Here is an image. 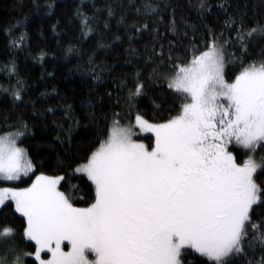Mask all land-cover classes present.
<instances>
[{"label": "snow or ice", "instance_id": "obj_1", "mask_svg": "<svg viewBox=\"0 0 264 264\" xmlns=\"http://www.w3.org/2000/svg\"><path fill=\"white\" fill-rule=\"evenodd\" d=\"M141 7L145 16H160L161 5L153 0ZM210 10L201 0L200 13ZM77 15L91 31L89 20L96 18L79 9ZM27 19L3 29L10 55L23 42ZM225 25L228 36L207 28L199 42L192 28L182 56L173 51L174 42L166 52L160 44L159 55L154 47L147 79L166 83L178 105L176 114L161 119L163 108L154 100L152 120L139 114L138 101L147 97L148 87L137 72L125 98L130 111L137 109L135 123L121 126L114 113L104 138L65 175L40 173L29 186H18L36 170L20 146L28 126L4 118L0 208L14 205V219L0 220V264H30L28 257L38 264H192L189 256L199 264H264V216L254 219L256 210L264 209V180L257 182L258 173L264 177V157L256 158L257 150L264 151V21L248 24L229 15ZM132 27L139 32L149 25ZM170 27L174 36L187 37L191 26L179 32L173 17ZM257 45L259 54L249 59ZM74 51L69 47L66 54ZM88 63L89 71L99 67L92 57ZM229 66L236 69L231 79L226 77ZM0 72L9 80L16 77V86L0 85V93L10 95L13 105L22 102L15 60L0 64ZM137 127L153 133L154 141L133 139ZM63 131L70 141L73 129ZM237 150L246 158L238 161ZM57 166L64 167V161ZM74 179L90 182L86 198L76 195L81 189ZM18 218H23L19 230Z\"/></svg>", "mask_w": 264, "mask_h": 264}, {"label": "trees", "instance_id": "obj_2", "mask_svg": "<svg viewBox=\"0 0 264 264\" xmlns=\"http://www.w3.org/2000/svg\"><path fill=\"white\" fill-rule=\"evenodd\" d=\"M50 2L53 4L51 10L47 7ZM133 2L136 7L131 6ZM200 2L153 0V3L161 5V13L159 17H148L141 7L144 0H0V64L15 60L19 79L23 81L22 102L13 105L10 95L0 93V135L4 134L5 117L8 124H27L28 132L21 145L28 150L36 166L34 173L22 178L23 182H16L18 186L30 185L40 173L65 175L70 164L82 160L97 146V141L104 138L114 113L119 114L115 118L120 123L134 121L137 109L130 111L125 98L137 72L148 87L147 97L138 101L139 114L152 120L153 100L163 108L161 119L169 112L176 114L178 105L173 103L174 97L166 83L163 80L149 83L147 79L152 76L154 67L149 59L154 47L159 55L160 44L164 45L166 52L169 43L174 42L173 51L180 50L177 54L182 56L183 48L192 39V28L196 29L199 42L207 28L228 36L225 21L229 15L243 17L248 24L264 21V0H207L211 10L203 15L199 11ZM222 4L225 8L220 7ZM165 5L170 7L164 10ZM109 6L113 9L111 16L108 15ZM137 8L140 9L139 15ZM77 9L88 18H96L89 20L91 31L82 24ZM25 16L28 19L26 27L21 30L23 42L10 55L3 29L8 23ZM173 17L179 32L186 30L185 25L191 26L187 29V37L173 35L170 27ZM145 23L149 25L148 29L141 27L139 32L132 27ZM21 32H17L16 37ZM101 44L106 47H100ZM69 47L75 49L71 55L66 54ZM260 50L259 45L254 47L249 59L257 57ZM90 57L99 66L95 72L89 71ZM235 71L229 66L226 77L231 79ZM121 82H127L128 86L123 87ZM0 85L15 87L16 77L9 80L0 72ZM68 128L73 129L70 141L66 140L67 134L63 131ZM149 142L152 143L150 139ZM235 154L238 161L246 158L241 150ZM261 157H264V151L257 150L256 158L259 160ZM58 161H64V167H58ZM262 180L264 177L258 173L257 182ZM87 183L72 180V184H79L81 189L77 196L86 198ZM77 206L85 205L78 203ZM13 211L14 205L10 209L0 208V220L7 218L12 221ZM261 216H264V209H257L254 219ZM16 217H19L18 213ZM22 219H15L18 230ZM26 250L32 251V248ZM256 258H259L258 254ZM187 259L192 264H199L194 257ZM27 261L38 264L34 257H28Z\"/></svg>", "mask_w": 264, "mask_h": 264}, {"label": "rangeland", "instance_id": "obj_3", "mask_svg": "<svg viewBox=\"0 0 264 264\" xmlns=\"http://www.w3.org/2000/svg\"><path fill=\"white\" fill-rule=\"evenodd\" d=\"M134 123H135V120L134 121H131V122H128V123H120V125L121 126H124V127H128L130 124H134ZM133 131L135 133V135L133 136V139H137L139 142L146 143V144L150 143L149 142V136L152 138L151 141L152 142L154 141V134L153 133L143 132L138 127L137 128H134ZM139 136H143V137L140 138ZM20 146L21 147H24L23 145H20ZM45 175H48V174H45ZM34 179H35V177H34Z\"/></svg>", "mask_w": 264, "mask_h": 264}]
</instances>
